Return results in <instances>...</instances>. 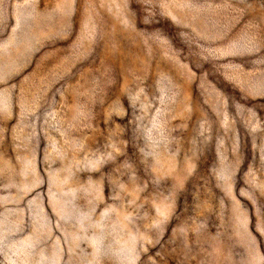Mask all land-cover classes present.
Listing matches in <instances>:
<instances>
[{
    "label": "rangeland",
    "instance_id": "obj_1",
    "mask_svg": "<svg viewBox=\"0 0 264 264\" xmlns=\"http://www.w3.org/2000/svg\"><path fill=\"white\" fill-rule=\"evenodd\" d=\"M0 264H264V0H0Z\"/></svg>",
    "mask_w": 264,
    "mask_h": 264
}]
</instances>
